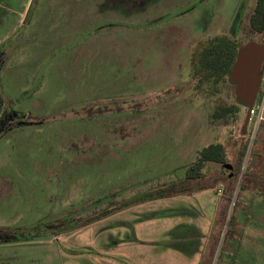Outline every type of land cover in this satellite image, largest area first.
I'll return each instance as SVG.
<instances>
[{
  "label": "rangeland",
  "instance_id": "374dc122",
  "mask_svg": "<svg viewBox=\"0 0 264 264\" xmlns=\"http://www.w3.org/2000/svg\"><path fill=\"white\" fill-rule=\"evenodd\" d=\"M255 3L0 0V227L25 233L0 264H264V78L221 125L235 86L200 64L221 35L264 44ZM211 143L226 163L186 180Z\"/></svg>",
  "mask_w": 264,
  "mask_h": 264
},
{
  "label": "trees",
  "instance_id": "16d2710c",
  "mask_svg": "<svg viewBox=\"0 0 264 264\" xmlns=\"http://www.w3.org/2000/svg\"><path fill=\"white\" fill-rule=\"evenodd\" d=\"M250 28L253 32L264 31V0H256V5L253 13L250 16ZM250 42V41H248ZM247 43V42H245ZM245 43H237L231 37L227 35L218 36L213 45L210 48L205 49L201 54L200 64L201 70H204V76L207 79L216 78V80H227L233 64L237 57V51L239 47ZM242 106L237 102L228 104L225 101L219 100L216 103L210 118L216 120L221 125H227L230 120L231 114L239 112ZM116 109L120 110V107ZM110 107H98L94 110L96 113H102L105 111H111ZM5 125V123L3 124ZM227 148L222 143H211L204 147L200 153L199 158L186 169V180H195L205 177L203 169L208 162L226 163L227 161ZM172 193L180 192V190H171ZM158 192L150 193L148 199H153L159 196H169ZM112 210H104L99 216H93L91 218L81 221L77 227H83L90 224L100 216L109 214ZM230 221H233V215ZM25 233L21 231L12 230L9 228L0 227V241H8L24 237Z\"/></svg>",
  "mask_w": 264,
  "mask_h": 264
},
{
  "label": "water",
  "instance_id": "95a60500",
  "mask_svg": "<svg viewBox=\"0 0 264 264\" xmlns=\"http://www.w3.org/2000/svg\"><path fill=\"white\" fill-rule=\"evenodd\" d=\"M264 60V45L255 41L241 45L229 74V81L235 86L236 102L247 109L245 127L251 119L262 84L261 68ZM229 175L233 173L229 171Z\"/></svg>",
  "mask_w": 264,
  "mask_h": 264
},
{
  "label": "built area",
  "instance_id": "2783aa9c",
  "mask_svg": "<svg viewBox=\"0 0 264 264\" xmlns=\"http://www.w3.org/2000/svg\"><path fill=\"white\" fill-rule=\"evenodd\" d=\"M257 108H258V106H257L256 103H255L254 107H253L252 110H251V118H252V116L256 115ZM259 118H260V119L263 118L262 114H260ZM217 191H218V193H222V191H223V185H222V184H221V186L218 188Z\"/></svg>",
  "mask_w": 264,
  "mask_h": 264
},
{
  "label": "flooded vegetation",
  "instance_id": "af4514ba",
  "mask_svg": "<svg viewBox=\"0 0 264 264\" xmlns=\"http://www.w3.org/2000/svg\"><path fill=\"white\" fill-rule=\"evenodd\" d=\"M255 5H256V3H255ZM255 8V7H254ZM253 11H254V9H253ZM253 11H252V13H253ZM251 13V14H252ZM251 16V15H250ZM264 32V31H263ZM263 32H257V33H263ZM256 42V41H255ZM258 43H260V42H258ZM261 44H263V43H261ZM264 45V44H263ZM261 74H262V83H263V78H264V60H263V63H262V68H261ZM261 86H262V84H261ZM261 87H260V91H259V94H260V92H261ZM258 94V95H259Z\"/></svg>",
  "mask_w": 264,
  "mask_h": 264
}]
</instances>
